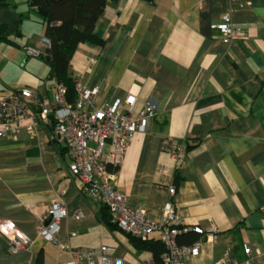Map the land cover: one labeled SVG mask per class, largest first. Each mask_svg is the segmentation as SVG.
<instances>
[{"label":"crops","instance_id":"0c3cea01","mask_svg":"<svg viewBox=\"0 0 264 264\" xmlns=\"http://www.w3.org/2000/svg\"><path fill=\"white\" fill-rule=\"evenodd\" d=\"M226 12L239 32L230 44L213 27ZM17 16L0 19L14 36ZM22 24L17 36L23 43L9 35L14 43L7 44L45 54L44 28L23 35ZM94 33L103 44L79 43L67 75L79 87H97V104L133 94V115L147 101L157 105L116 172L126 204L161 221L164 203L173 202L172 226L194 237L189 244L176 238L177 244H201L185 264H213L225 256L264 264V0H109ZM46 65L30 70L21 87L1 86L0 97L29 88L38 99L32 111L48 110L56 83ZM69 165L64 143L38 116L0 134V219L12 220L32 240L12 251L0 234V264H62L70 250L98 252L103 245L124 264H153L150 251L104 223V206L81 189ZM56 200L66 207L57 233L65 248L37 235ZM148 240L161 243L160 231Z\"/></svg>","mask_w":264,"mask_h":264},{"label":"built area","instance_id":"2783aa9c","mask_svg":"<svg viewBox=\"0 0 264 264\" xmlns=\"http://www.w3.org/2000/svg\"><path fill=\"white\" fill-rule=\"evenodd\" d=\"M222 35L226 44L239 37L238 30L231 23L230 12L221 16V20L213 25ZM46 47L49 46L44 39ZM26 57H41L43 52L24 46ZM77 98L74 103L65 99L66 88L62 83L55 84L52 106L39 112L32 111V105L38 102L29 88H20L8 96L0 97V134L18 129L19 120L25 117L38 116L51 124L53 133L67 148L71 175L79 182L81 189L91 198L102 204L109 213L110 222L130 237L145 241L150 234L160 231V241L164 246L162 261L164 264H185L187 257L198 256L201 244L196 241L190 245H178L176 238L182 230L172 226L176 212L172 201H166L162 208L163 219L153 221L141 208H131L125 202V196L116 188V172L125 150L137 133L145 131L146 123L157 110V105L147 101L142 110L133 115L131 108L135 96L127 94L121 99L97 104L98 88L79 87L76 83ZM51 118H49L50 114ZM33 121L27 129L32 130ZM108 152L104 155V147ZM173 195L174 187L169 188ZM66 216V207L62 200L54 201L37 225V235L46 241L65 248L57 239L61 220ZM80 217V212L75 213ZM165 227H168L164 229ZM183 231H186L185 229ZM201 233L200 228H194ZM0 234L10 241L12 251L29 247L32 240L21 232L12 220L0 219ZM113 249L100 246L99 251L82 248L70 250L71 259L62 264H124L111 257ZM246 255L250 248L243 246ZM213 264H237L227 256Z\"/></svg>","mask_w":264,"mask_h":264},{"label":"trees","instance_id":"16d2710c","mask_svg":"<svg viewBox=\"0 0 264 264\" xmlns=\"http://www.w3.org/2000/svg\"><path fill=\"white\" fill-rule=\"evenodd\" d=\"M107 1L109 0H28V6L37 14V22L44 28V37L49 42L45 54L40 58L48 64L55 83L65 86V99L68 103H74L77 98L76 83L67 75L69 61L79 43L103 44L94 29ZM7 7V0H0V8ZM21 19L22 16L18 15L14 22L16 36L21 35ZM0 42L14 43L9 38V26L5 23H0ZM104 209V223L110 228L115 227L110 222L107 209ZM179 235V244H189L194 240L191 233ZM130 239L136 247L152 253L153 264H164L161 258L164 246L159 241H141L133 237Z\"/></svg>","mask_w":264,"mask_h":264},{"label":"rangeland","instance_id":"374dc122","mask_svg":"<svg viewBox=\"0 0 264 264\" xmlns=\"http://www.w3.org/2000/svg\"><path fill=\"white\" fill-rule=\"evenodd\" d=\"M12 5L7 9H0L1 21L10 22L13 15L22 16V32L23 35L33 31L40 30V24L37 14L29 8L28 0H7ZM20 45L24 39L20 36H14L9 34ZM47 66L44 60L40 57L25 58L22 49L9 45L4 42H0V80L4 84L0 83L2 88H17L26 81L28 72L37 68H43Z\"/></svg>","mask_w":264,"mask_h":264},{"label":"water","instance_id":"95a60500","mask_svg":"<svg viewBox=\"0 0 264 264\" xmlns=\"http://www.w3.org/2000/svg\"><path fill=\"white\" fill-rule=\"evenodd\" d=\"M48 77H49V79H52V72L51 71H49Z\"/></svg>","mask_w":264,"mask_h":264}]
</instances>
